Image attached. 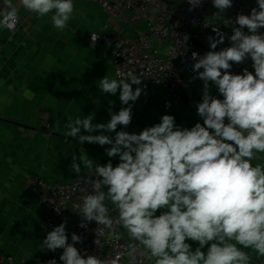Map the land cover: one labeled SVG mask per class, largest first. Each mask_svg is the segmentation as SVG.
<instances>
[{
    "label": "clouds",
    "instance_id": "1",
    "mask_svg": "<svg viewBox=\"0 0 264 264\" xmlns=\"http://www.w3.org/2000/svg\"><path fill=\"white\" fill-rule=\"evenodd\" d=\"M20 3L38 17L53 13L51 21L61 30L74 12L73 0ZM201 3L188 0V11ZM212 5L216 9L212 17H221L233 0H212ZM18 21L13 0H3L0 29L14 32ZM227 22L232 28L227 37L230 46L216 50L226 36L218 27L213 28L215 36L207 37L211 50L203 55L192 52L196 75L190 82H203L201 101L195 105L203 123L183 127L173 115L164 114L159 123L139 133L118 131V126L131 124L133 106L146 94L141 87L146 74L133 72H118L119 80L100 79L101 93L116 95L119 90L121 105H126L118 112L109 109L107 123H93L95 115L68 118L66 136L80 144L109 145L106 156L119 158L115 166L111 159L101 165L85 152L73 154L69 169L92 189L79 205V227L86 229L94 221L117 240L121 234L115 229L126 230L134 242L128 245V264H138V257L150 264H251L252 255L245 249L264 257V164H252L257 153H264V33L260 32L264 0H256L249 14L238 13ZM249 58L254 72L247 67L240 73L232 71L233 65ZM213 86L222 99L211 94ZM82 130L89 134H81ZM95 132L100 134H91ZM82 168L97 178L80 175ZM113 210L115 219L110 215ZM66 225L64 221L47 232L42 250L63 249L59 257L63 264H121L120 252L101 259L76 247L83 241L76 233L69 243ZM188 241L198 246L193 250Z\"/></svg>",
    "mask_w": 264,
    "mask_h": 264
},
{
    "label": "crops",
    "instance_id": "2",
    "mask_svg": "<svg viewBox=\"0 0 264 264\" xmlns=\"http://www.w3.org/2000/svg\"><path fill=\"white\" fill-rule=\"evenodd\" d=\"M13 4L21 19L20 28L13 33L0 29V253L14 255L26 264H46L57 258L55 252L40 247L47 234L40 217L44 207L23 187L36 175L52 183L76 180L77 174L69 169L73 154L85 152L101 165L109 159L114 166L119 162L118 157L106 156L109 145L80 144L66 136V124L68 118L74 121L88 115H95L93 123H107L109 109L118 112L126 107L121 105L119 90L111 95L102 94L98 88L104 76L120 78L111 48L92 45L89 36L104 24L132 35L137 29L119 23L100 4L89 0L75 1L73 15L62 30L54 27L53 13L38 17L20 0H13ZM132 112L131 126L136 133L159 123L164 114L173 115L176 124L183 127L203 123L196 107L162 112L146 101L143 93ZM81 134L89 133L82 130ZM256 155L253 166L264 164V153ZM91 173L82 168L80 175ZM188 242L193 250L198 246ZM245 251L252 255L251 264H264V257ZM62 252L58 249L56 253L60 256Z\"/></svg>",
    "mask_w": 264,
    "mask_h": 264
},
{
    "label": "built area",
    "instance_id": "3",
    "mask_svg": "<svg viewBox=\"0 0 264 264\" xmlns=\"http://www.w3.org/2000/svg\"><path fill=\"white\" fill-rule=\"evenodd\" d=\"M89 1L100 4L119 23L137 29L136 34L132 35L104 24L99 30L91 32L89 42L94 46L105 45L111 48L116 75L118 72H133L137 75L145 73L141 84L146 90L144 99L162 112H168L175 107L191 109L201 101L203 82L199 79H192L190 82L196 75L192 71V52L203 55L211 50L207 37L215 36L213 28L218 27L226 36L224 43L218 45L216 50L230 46L227 37L232 34V28L228 26L227 20H234L238 13L247 15L256 6V0H233V6L226 13H222L221 17H212L216 12L212 0H202L201 6L192 11H188V0ZM20 26L19 16L14 32ZM260 32L264 33V29ZM251 64L249 58L244 64L233 65L232 71L240 73L247 67L254 72ZM117 77L122 78L118 75ZM211 88L212 95L223 98L214 86ZM198 119L203 122L199 116ZM119 130L135 132L131 124L127 128L122 126ZM85 177L89 180L97 178L94 173ZM23 189L32 193L36 201L44 207L40 217L46 233L67 221L69 243L71 234L76 233L83 237V241L75 246L89 255L105 259L120 252L123 254L121 264H128V245L134 242L129 239L126 230L122 227L115 229L121 234V238L117 240L110 237L108 229L94 221L89 222L86 229L79 227L82 219L79 205L92 191L90 183L79 182L77 179L52 183L36 175ZM106 204L111 208L110 203ZM110 215L115 219L117 212L113 210ZM137 259L138 264H150L142 257ZM0 264L26 263L14 255L0 253Z\"/></svg>",
    "mask_w": 264,
    "mask_h": 264
},
{
    "label": "rangeland",
    "instance_id": "4",
    "mask_svg": "<svg viewBox=\"0 0 264 264\" xmlns=\"http://www.w3.org/2000/svg\"><path fill=\"white\" fill-rule=\"evenodd\" d=\"M56 252H57V250H56ZM56 252H55V257L57 258V261H58L57 263H58V264H63V262L60 261V259H59V257H60L59 254L57 255Z\"/></svg>",
    "mask_w": 264,
    "mask_h": 264
}]
</instances>
